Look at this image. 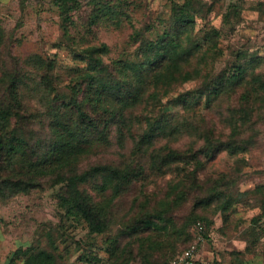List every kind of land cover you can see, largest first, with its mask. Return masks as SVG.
I'll return each instance as SVG.
<instances>
[{
    "label": "trees",
    "instance_id": "16d2710c",
    "mask_svg": "<svg viewBox=\"0 0 264 264\" xmlns=\"http://www.w3.org/2000/svg\"><path fill=\"white\" fill-rule=\"evenodd\" d=\"M85 1H51L66 31L90 3L94 23L125 15ZM171 5L157 39L130 41L138 44L137 63L106 61L103 43L87 47V68L66 98L54 63L39 54L19 59L13 37L0 29V202L59 187V208L105 236L106 260L89 253V264H172L198 223L206 233L208 213H227L247 194L237 174L200 176L221 152H245L261 134L264 72L257 69L264 57L236 50L234 62L214 72L209 55L221 32L208 26L202 40L194 32L206 4ZM190 82L193 89L178 91ZM201 99L205 113L195 108ZM179 106L183 112L167 110ZM19 254L22 264H81L66 260L51 239Z\"/></svg>",
    "mask_w": 264,
    "mask_h": 264
},
{
    "label": "rangeland",
    "instance_id": "374dc122",
    "mask_svg": "<svg viewBox=\"0 0 264 264\" xmlns=\"http://www.w3.org/2000/svg\"><path fill=\"white\" fill-rule=\"evenodd\" d=\"M51 1L0 0V29L5 37H13L12 51L19 59L39 54L54 63L63 98L69 97V87L87 68V47L103 43L108 49L106 61L137 63L138 44H131L132 38L143 35L149 40L157 39L168 28L172 13L171 0H97L125 15L94 23L96 5L90 3L75 14L74 24L66 31ZM175 1L183 5L187 0ZM200 1L206 8L195 17L197 37L202 40L208 26L221 32L217 51L209 55L210 69L219 72L226 64H232L236 50L264 57V0ZM257 71L264 72V65ZM195 86L194 82L186 83L178 91L185 93ZM204 105L201 99L195 108L203 111ZM167 110L179 113L184 108ZM221 174H237L238 189L247 194L227 213H208L211 225L206 227L199 246V264H264V126L247 151L237 155L228 150L221 152L200 178H218ZM164 184L160 181L159 186ZM58 191L59 187L17 196L6 204L0 202V264H22L20 250L42 249L49 239L70 262L89 264L85 261L89 253L106 260L105 236L92 234L80 216L61 210Z\"/></svg>",
    "mask_w": 264,
    "mask_h": 264
},
{
    "label": "built area",
    "instance_id": "2783aa9c",
    "mask_svg": "<svg viewBox=\"0 0 264 264\" xmlns=\"http://www.w3.org/2000/svg\"><path fill=\"white\" fill-rule=\"evenodd\" d=\"M204 226L198 223L195 226V239L191 245L180 252L172 261V264H199V246L203 242Z\"/></svg>",
    "mask_w": 264,
    "mask_h": 264
},
{
    "label": "crops",
    "instance_id": "0c3cea01",
    "mask_svg": "<svg viewBox=\"0 0 264 264\" xmlns=\"http://www.w3.org/2000/svg\"><path fill=\"white\" fill-rule=\"evenodd\" d=\"M198 258H200V257H198ZM200 260V259H199Z\"/></svg>",
    "mask_w": 264,
    "mask_h": 264
}]
</instances>
